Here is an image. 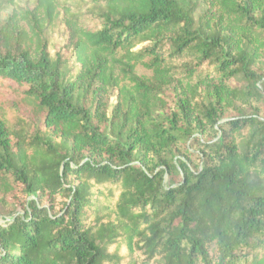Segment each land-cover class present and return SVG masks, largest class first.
I'll use <instances>...</instances> for the list:
<instances>
[{
    "label": "trees",
    "instance_id": "1",
    "mask_svg": "<svg viewBox=\"0 0 264 264\" xmlns=\"http://www.w3.org/2000/svg\"><path fill=\"white\" fill-rule=\"evenodd\" d=\"M7 7L0 264H264V0Z\"/></svg>",
    "mask_w": 264,
    "mask_h": 264
},
{
    "label": "rangeland",
    "instance_id": "2",
    "mask_svg": "<svg viewBox=\"0 0 264 264\" xmlns=\"http://www.w3.org/2000/svg\"><path fill=\"white\" fill-rule=\"evenodd\" d=\"M10 9H11L10 7H7L4 10L0 11V17L1 18H4L10 12ZM202 9H203V6L201 5V7L199 9V12L202 11ZM115 99H116V96L115 95L111 96L110 97V103H113L115 101ZM5 102H6V105L9 106V107H11V108H15V104L17 103L16 102V98L13 95H9L5 99ZM7 216L8 215L7 214H3V212H2V214L0 213V223H2L5 220V218H7Z\"/></svg>",
    "mask_w": 264,
    "mask_h": 264
}]
</instances>
